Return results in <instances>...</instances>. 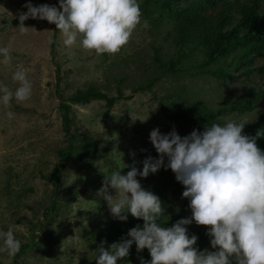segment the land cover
I'll return each instance as SVG.
<instances>
[{
  "label": "rangeland",
  "instance_id": "374dc122",
  "mask_svg": "<svg viewBox=\"0 0 264 264\" xmlns=\"http://www.w3.org/2000/svg\"><path fill=\"white\" fill-rule=\"evenodd\" d=\"M54 1L31 0V3L34 6L41 3L51 6ZM27 2L0 0V47H8L11 56L8 65L0 64V82L14 90L18 85L12 79L13 72L18 66H23L33 86L29 100L21 103L13 101L7 107L0 104V233L11 227L17 239L18 236L28 235L24 222L32 219V211L38 206L40 210L41 205L50 201L51 186L46 177L40 176L52 172L59 163L56 150L65 144L57 109L61 96L83 89L91 82L100 83L102 77L110 72L107 65L112 58L127 55L132 44L143 38L149 40L147 29L150 27L146 21L140 20L129 42L118 53L107 54L105 60L94 51L82 49L78 43L72 47L64 46L59 32L55 38L56 62L60 65L58 75L50 47L55 24L30 18L24 22L28 27L26 31L20 30L18 13L27 11L23 7ZM262 6L264 8V2ZM235 73L239 74L237 79L224 89L214 88L215 83L205 78L194 79L191 83L203 97H209L203 95L209 94L208 91L204 93L205 88L220 94L234 89L240 94L243 85H256L254 79L245 81L240 70ZM168 81L163 82L165 87L169 86ZM57 82L60 84V97ZM160 87L155 85L151 92L141 97L135 94L132 99L118 101L109 109L103 101L98 100L86 105H73L76 128L79 131L88 130L90 135L100 137L97 146L99 159L80 170H77L79 164L72 162L64 168L60 194L55 202L58 207L46 222L41 218L46 227L41 228L34 238L40 243L51 234L49 238H53L56 245L32 246L20 258L0 253V264H84L88 256L93 255L89 249V237L83 236V229L76 225L80 224V227L97 233L106 222L105 211L108 206L106 201L96 197V192L102 187L103 172L109 171L106 164L101 165L100 162L112 160L117 163V168L124 167L121 172L126 174L132 164L142 163L148 156L153 157L156 150L150 142V132L156 128L161 134L170 132L169 110H160L156 99L150 95L153 90H161ZM262 110L264 96L244 118L251 123ZM7 112L13 113L12 119L7 118ZM236 116L230 114L220 123L229 119L239 120ZM110 192L114 194V190L110 189ZM173 201L176 207L181 206L174 198ZM16 219L17 222H14ZM62 220L65 223L62 224ZM61 234L66 239L59 238ZM67 241L73 244L74 260L68 258L72 250L66 249L70 245Z\"/></svg>",
  "mask_w": 264,
  "mask_h": 264
},
{
  "label": "trees",
  "instance_id": "16d2710c",
  "mask_svg": "<svg viewBox=\"0 0 264 264\" xmlns=\"http://www.w3.org/2000/svg\"><path fill=\"white\" fill-rule=\"evenodd\" d=\"M263 2L264 0H141L138 2L140 20L150 25L147 29L149 40L143 38L132 44L127 55L112 58L107 70L116 71L104 75L100 83L91 82L83 89L61 96L60 84L57 82V93L61 96L57 109L65 144L56 150L59 163L52 172L47 176H40L46 177L51 186L50 201L41 205L40 210L38 206L32 211L34 220H25L28 235L18 236L21 248L15 258L28 253L32 246L56 245L53 238H49L51 234L40 243L34 238L41 228L46 227L41 218L46 222L58 207L55 202L60 194L61 174L69 162L78 163L77 170H80L99 159L97 146L100 137L90 135L88 130L79 131L76 128L73 105H86L92 100H98L103 101L109 109L118 101L132 99L135 94L141 97L157 85L161 86V90H153L150 95L154 96L160 110H169V130L175 128L181 137L189 135L194 129L203 131L206 124L220 123L230 114L237 115L239 120L245 119V115L264 96ZM53 5L58 6V0ZM59 32L55 27L50 42L58 75L60 65L56 62L55 38ZM101 56L105 60L108 55ZM237 70H240L245 81L254 79L256 85H243L240 94L234 89L220 94L205 88L204 93L208 91L209 94L203 95L209 97H203L199 95L200 90L191 83L194 79L205 78L215 83L214 88L224 89L237 79ZM167 80L169 86L165 87L163 82ZM260 130H264V110L245 126L244 133L254 136ZM257 143L264 150V136ZM105 158L107 157L101 159ZM153 158L158 159L159 154L155 152ZM108 161H101L100 164H106L109 172L118 169L116 162ZM135 166L139 170L143 168L142 163ZM137 179L145 190L161 199L166 215L161 219L162 225L168 220L165 226L170 227L178 220L191 216L188 200L182 198L184 187L175 179L171 169L162 166L155 174L146 178L138 176ZM173 198L180 203V207L175 206ZM105 212L106 222L97 233L90 232L84 226L80 227V224L76 225L83 229V236L89 237V249L93 252V255L88 256L89 261L86 260L84 264H96L95 250L102 242L107 248L112 243L119 242L122 237H127L128 231L133 227L143 226L142 219L130 214L126 221H120L112 217L109 209ZM61 222L63 224L65 220ZM187 227L190 236L195 234L198 237L195 247L200 251H213L211 238L206 234L209 226L193 222ZM61 235L59 238H64V234ZM72 245L70 243L66 247L72 250L68 255L70 260L75 258ZM141 258L151 259L147 249L137 252L133 244L129 256L118 261V264H140Z\"/></svg>",
  "mask_w": 264,
  "mask_h": 264
},
{
  "label": "clouds",
  "instance_id": "9594fccd",
  "mask_svg": "<svg viewBox=\"0 0 264 264\" xmlns=\"http://www.w3.org/2000/svg\"><path fill=\"white\" fill-rule=\"evenodd\" d=\"M23 7L27 11L18 13L21 32L28 28L26 20H44L55 24L64 46L78 43L97 55L118 53L141 18L138 0H58V7L34 6L28 0ZM10 61L9 48L0 47V64ZM12 79L18 85L14 90L0 82V104L5 107L32 95L23 66L16 68ZM6 115L13 118L12 112ZM247 124L245 119L213 122L184 137L175 128L167 134L156 128L149 139L158 159L148 156L142 170L133 164L126 174L121 172L124 167L103 172L96 197L106 201L113 218L126 221L130 214L142 219L143 226L133 227L127 237L107 248L102 242L95 250L96 264H118L129 256L133 244L137 252L147 249L151 257L141 258L140 264H264V150L257 143L264 130L254 136L245 134ZM162 166L171 169L183 185L182 198H187L191 210L190 217L170 227L165 226L168 220L161 224L166 216L161 199L137 179L155 174ZM193 222L209 226L206 234L213 251L195 247L198 237L190 236L187 227ZM20 248L11 227L0 233V253L13 257Z\"/></svg>",
  "mask_w": 264,
  "mask_h": 264
}]
</instances>
